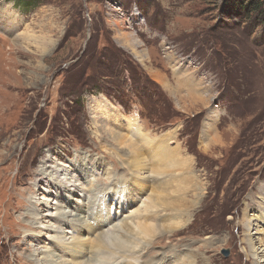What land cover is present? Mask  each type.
Masks as SVG:
<instances>
[{"label": "rangeland", "instance_id": "374dc122", "mask_svg": "<svg viewBox=\"0 0 264 264\" xmlns=\"http://www.w3.org/2000/svg\"><path fill=\"white\" fill-rule=\"evenodd\" d=\"M247 4L0 0V264H87L96 234L125 228L135 230L129 248L138 245V259L119 264H156L161 254L166 264H257L246 234L252 214L264 213V12ZM133 118L149 137L170 139L183 172L153 164L137 139L145 177L130 175L123 145ZM130 179L135 193L123 207L115 199ZM181 180L196 183L184 201L172 193ZM101 196L112 220L99 218L91 234L98 224L85 210ZM156 198L182 215L151 247L157 235L136 234L143 217L176 218L171 209L146 212ZM69 203L85 208L75 224L50 226ZM80 238L86 256L74 246Z\"/></svg>", "mask_w": 264, "mask_h": 264}, {"label": "bare ground", "instance_id": "6f19581e", "mask_svg": "<svg viewBox=\"0 0 264 264\" xmlns=\"http://www.w3.org/2000/svg\"><path fill=\"white\" fill-rule=\"evenodd\" d=\"M156 78L159 79L160 81L163 80L162 79V76L158 72H156V74H155V79ZM125 128L127 129L129 136L127 137V140H126V142H124V145L123 146L128 148L129 153L131 155V157L128 159L129 161L127 163V167L129 168V170L132 173V174H130L131 176L138 177L139 179L142 178V177H145V176H143L144 171L142 172V169H144V167L146 166V163L147 162H146V160H144L142 158L141 153L139 151H137L138 150L137 146L134 145V143H133V141H135L137 139H139V142H142V145L145 144V146L147 147V149L150 150L151 157H153V159H155V161L153 162V164L159 163V164H161L163 166V169L166 168V167L171 166L169 168H178V170H179L178 172H183L184 171V169H183L184 168V164L183 163H185V160H179V159H177V157H176L177 155L174 153V150L173 149H178V148L177 147H173V146L170 147V145H169L170 143L167 142V139H169L167 136H165L163 134L164 136L161 135L160 137H156V138L149 137L150 135L149 134H146L147 132L144 131V129L141 127L140 123L138 122V120L136 118L128 119L127 120V127L125 126ZM143 131L146 132V133H144ZM169 141H170V139H169ZM138 146H140V144ZM145 153L146 154L148 153L147 150H145ZM91 166H92V171L93 170H100L101 167H102V162H100L99 160H97L96 162L92 163ZM107 170H109V169H107ZM170 170L172 171V169H170ZM160 174L161 173H159V171H158L157 172V176L160 175ZM108 177H109V175H108ZM185 177H182V178H185ZM176 178L178 179V177H176ZM189 178H190V176H189ZM191 178H192V176H191ZM164 179H166V178H164ZM186 179H188V177ZM80 180H82V178H80ZM157 180H155V181L157 182ZM133 181H134V179H130V184L129 183H124V184H126V186L124 185L122 189H118V194L119 195L115 199V201L116 200L119 201L120 205H122L123 207H124V203H126L127 199L129 198V197H127V195L129 196L130 194H132V196H133V193H135L134 190H133V187L131 185V183ZM169 181H172V180H169ZM185 182H187V181L186 180L177 181L174 184V186H173L172 193H175L176 197H179L178 200H183L184 201L183 198H180V197H182L180 195V193H182L184 191L186 192L187 189H191L190 191H192V189H193V188H188V184L191 185L193 183V181L192 182L191 181L190 182L188 181L189 182L188 184H186ZM116 187H115V189H116ZM161 189H163V188H161ZM156 190H158V188H156ZM98 193H99V191H98ZM193 194L195 195V193H193ZM120 198L122 200H120ZM105 201H106V198L103 197V196H101V197H99L97 199L95 198V201L92 202V203H89L88 202V204H89L88 209L90 211H86L85 208H80L79 206H73L72 203H69V205L71 206L69 215L66 216L67 214L65 213L66 215H64V214L62 215L61 214L59 217L51 218V224H50V226H53L55 228L56 227L59 228V227H61V222L63 220H67L66 222H69L70 225L75 224L74 222L77 219L74 216H78V214H79V212L81 210H85V212L88 213V217H89L87 219H89V220L90 219H94L93 223L98 224L96 227L94 225H91L90 228H89V232L91 234L92 233H95L96 230L98 228H100L99 227L100 223H104V221L101 222L99 220V218H102L103 220L105 218H107V219H105V221L112 220V219H110L111 217L109 216V214H107L108 217H106V215L104 213L105 209H104V206L103 205H104V202ZM120 201H122V202H120ZM69 205H68V207H70ZM152 208H155V209L161 208V209H164V210H170L171 209L172 211H175L176 212V214H175V217L176 218L175 219L174 218L172 219V215H173L172 214L169 217H161V218L158 219L157 218L158 216L156 217V215H155L156 212H154L155 218L154 219H151L149 221V223H146V221L149 220V219H148L147 216H144L143 217V222H140V225L137 226L139 232L136 233V234L138 235V237H142V238L148 237V236H155V235H157L156 238H155V240L151 244V247H153L156 244H160L162 242L161 240L169 237V236H163L162 234H164V233L165 234H167V233L169 234V232L166 233V231L170 227L171 228H175L177 224L179 225L180 222L179 221H175V220H177V219L180 220L179 217H181V215H182V213L180 212V210L177 209L178 208V205L175 202H173V203L172 202H167L166 203L165 201L161 200L160 198H156V199H154V201H151L148 204V207L145 209V211L148 212L149 209H152ZM31 214H34V213H31ZM170 217L173 220L172 222L169 221L170 220L169 219ZM83 218H85V217H82V219ZM156 218H157V220H156ZM258 220H260L262 222L264 221V213L263 212H260V213L259 212L258 213L255 212V213H253L252 216H251V218L248 220L249 231L246 234V238H247V244H248V247H249V251L256 258L257 264H264V242L262 240V237L260 236L261 235L260 230H258V229L255 228V227L258 226V224H257L258 223ZM123 230H121L120 231L121 233H119V234L118 233L116 234V233H113V232H110V231H106V232H103V233L96 234L95 239L98 240L99 238H101V239L98 240V241H100L99 242V249L96 252V254H94V256H92V255L89 256L90 259H89V262L87 264H90V262L92 260H94V259L97 260V261H99V262H101L100 264H102V263L103 264H119V260H123V258L125 256H127V259L135 258L134 260L137 261L138 258L137 257H134L135 254H133V250L132 249L133 248H137L138 245L133 246L132 249L129 248V244L134 239L133 236L131 235V233H132V231L134 232L135 230L134 229L133 230H130L128 228L127 229L125 228ZM49 231H51V229H49ZM160 234H161V236H160ZM57 239L59 240V237L58 236H57ZM244 240H246V239L244 238ZM59 241L60 242H63V241H61V239ZM60 244H63V243H60ZM74 246L78 247V252L81 253V254H83L82 256L88 255V249H87L88 244L85 243L84 239L80 238L77 241H75L74 242ZM105 247L108 248V249H110V250H113V252H110L108 254L107 252L102 251L101 249L102 248H105ZM152 253H153V250H152ZM185 254H187V257L193 256V254L190 253V252H187ZM171 255H172L171 257L173 259V262H176V261H179L180 260L181 254L178 255V254H173L172 253ZM127 259H126V261H127ZM126 261L123 260V263L126 262ZM148 261L149 260H143L141 262L138 261L139 263L138 262L133 263L132 261H128L126 264H136V263L137 264H147ZM37 263L38 264H53V263H50V262L47 263V262H42V261L37 262ZM77 263L82 264V261L81 262L78 261ZM84 264H86V263H84ZM156 264H166V257H165V255L161 254L159 256Z\"/></svg>", "mask_w": 264, "mask_h": 264}, {"label": "trees", "instance_id": "16d2710c", "mask_svg": "<svg viewBox=\"0 0 264 264\" xmlns=\"http://www.w3.org/2000/svg\"><path fill=\"white\" fill-rule=\"evenodd\" d=\"M245 6H247L248 12H254V11H258L259 13L264 12V0H248V4Z\"/></svg>", "mask_w": 264, "mask_h": 264}, {"label": "water", "instance_id": "95a60500", "mask_svg": "<svg viewBox=\"0 0 264 264\" xmlns=\"http://www.w3.org/2000/svg\"><path fill=\"white\" fill-rule=\"evenodd\" d=\"M222 253L224 254V256H227L228 255V251L227 250H222Z\"/></svg>", "mask_w": 264, "mask_h": 264}]
</instances>
